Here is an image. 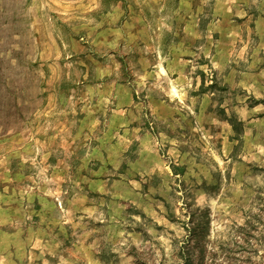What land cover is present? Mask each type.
<instances>
[{
    "label": "rangeland",
    "instance_id": "374dc122",
    "mask_svg": "<svg viewBox=\"0 0 264 264\" xmlns=\"http://www.w3.org/2000/svg\"><path fill=\"white\" fill-rule=\"evenodd\" d=\"M0 264H264V0H0Z\"/></svg>",
    "mask_w": 264,
    "mask_h": 264
}]
</instances>
